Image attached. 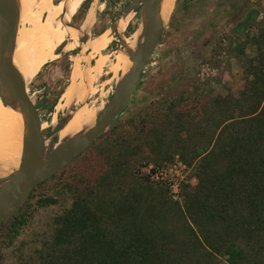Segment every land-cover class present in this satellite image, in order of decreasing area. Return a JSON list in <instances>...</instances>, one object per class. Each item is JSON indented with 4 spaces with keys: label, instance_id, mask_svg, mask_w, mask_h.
<instances>
[{
    "label": "trees",
    "instance_id": "16d2710c",
    "mask_svg": "<svg viewBox=\"0 0 264 264\" xmlns=\"http://www.w3.org/2000/svg\"><path fill=\"white\" fill-rule=\"evenodd\" d=\"M248 45L255 54L242 61V89L206 96L195 112L182 108L181 97L156 102V118L139 113L126 131L110 125L78 156L87 160L84 154L102 149L101 141L113 151L91 186L75 187L96 194L92 202L84 192L68 205L44 192L32 201L57 173L38 184L19 211L0 222V264H264V13L235 43L237 54ZM148 124L145 146L154 164L177 155L193 167L196 183L180 182L182 203L163 186L112 191L130 172ZM66 189L63 184L54 193ZM38 209L43 222L32 218Z\"/></svg>",
    "mask_w": 264,
    "mask_h": 264
},
{
    "label": "rangeland",
    "instance_id": "374dc122",
    "mask_svg": "<svg viewBox=\"0 0 264 264\" xmlns=\"http://www.w3.org/2000/svg\"><path fill=\"white\" fill-rule=\"evenodd\" d=\"M61 1L63 0H52L54 5ZM129 1L90 0L87 9L76 8L71 11L74 14L70 23L79 27L85 21L88 9L92 7L94 21L90 26L91 28L85 30L86 32H80L78 46L70 50L66 49V52L63 51L62 46L67 45V38L64 44L54 51V55L58 57L53 56L54 58L46 61L36 77L26 85L27 94L40 115L42 135L45 138L49 137L54 124L59 123L62 118L66 117L69 110H73L75 107L87 105L95 120L97 111L104 106L111 96L115 82L123 72L120 70L115 72L110 67L115 61L114 55L124 50L122 42H126L125 38L141 26L139 12L131 11L125 18L119 20L121 26L118 27V31L124 38L122 42L114 37L110 31L112 41L105 49H101L100 54V43L95 44L89 52L81 53L80 51L86 47L87 42L95 41L104 35L103 31L106 28L109 29L117 12L125 7ZM63 2H65L63 5H71L70 0ZM168 8H171L170 5ZM263 13L264 0H175L172 12L166 19L164 31L139 77L130 101L110 125L119 126L123 131L129 130L131 128L127 122L132 118L138 120L137 115L139 113H146L145 119L151 121L156 118V110H154L156 102L162 103L181 97L184 100L181 103L182 108L186 110L191 108V112H195L196 110H192L194 106L202 104L206 96L214 98L242 89L245 82L242 73V61L246 56L254 55L255 48L248 45L244 49V54L239 55L235 43L244 39L249 28L260 22ZM248 18H251V21H247ZM44 19V16L40 18L41 21ZM128 19L130 20L126 24ZM66 23H68L67 19ZM54 24L55 21L49 27L52 35L56 33ZM24 25H26L25 28L28 33H31L34 27L29 23H24ZM123 25L125 26L124 29ZM236 28L241 29L235 32ZM73 30L75 28L70 27V32ZM85 33L88 40L86 43H81L79 37ZM52 39L54 42V37ZM99 55L107 56L108 60H106L99 74H96L92 72V65L99 62ZM76 61L80 70L79 77L82 72H90L88 78L90 77V83H92L90 84L91 91L84 96L83 100L75 101L74 98L70 105L61 108L62 106L57 103L63 93V102L65 101L64 97L71 85L69 83ZM73 83L79 84V81L75 79ZM194 96L198 98V102L195 101ZM53 101H55L54 105L50 109V104ZM16 108H18L17 123L24 134L23 114L18 105ZM150 126L151 124H148L145 131L140 134L142 135L141 143L143 146L138 155L130 159L132 162L129 166L130 172L116 179L112 191L122 192L129 188L146 190L149 186H163L166 187L170 199L182 203L181 197L179 199L171 197L169 185L161 180H152L147 174L148 171L161 166L154 164V160L150 158L153 155L145 146L150 139L148 131ZM101 142L102 149L93 146L84 154L88 157L87 160L81 156L75 158L57 172L55 178L38 187L32 201H36L43 192L62 200L66 205L75 198L76 194L83 192V196L91 202L92 199L97 198L96 194L87 195L86 190L80 188L76 191L75 187L77 185H85L86 188L91 186L95 174L100 169L107 168L111 163L113 151L107 144ZM178 160V156L175 155L167 164L170 165ZM180 173L182 175L179 176L181 181L186 180L191 185L196 183L195 178H193L192 166L185 168L180 166ZM63 184H67L68 189L55 194L54 192ZM97 194L99 195V192ZM100 194H102L101 191ZM32 218L43 222L45 221V214L39 209L34 210Z\"/></svg>",
    "mask_w": 264,
    "mask_h": 264
},
{
    "label": "water",
    "instance_id": "95a60500",
    "mask_svg": "<svg viewBox=\"0 0 264 264\" xmlns=\"http://www.w3.org/2000/svg\"><path fill=\"white\" fill-rule=\"evenodd\" d=\"M160 3L161 0H130L117 12L109 29L122 42L124 38L118 31L119 20L131 11L140 10L141 26L133 47L122 42L124 50L121 52L126 54L131 65L115 82L111 96L97 111L93 125L75 136L59 139L58 132L79 106L69 110L66 117L53 127L49 137L42 135L38 110L12 62L19 24L18 0H0V100L4 106L14 109L19 106L25 126L18 167L12 175L0 177V222L15 215L38 184L59 172L91 146L130 101L165 28L166 21L160 16ZM64 24L79 29L70 22ZM79 40L86 43L87 34Z\"/></svg>",
    "mask_w": 264,
    "mask_h": 264
},
{
    "label": "bare ground",
    "instance_id": "6f19581e",
    "mask_svg": "<svg viewBox=\"0 0 264 264\" xmlns=\"http://www.w3.org/2000/svg\"><path fill=\"white\" fill-rule=\"evenodd\" d=\"M63 1L54 5L52 0H18L19 24L12 62L22 80L25 82V86L36 77L46 61L54 58L53 56L58 57L54 55V51L63 45L67 38V45L63 47V51L67 52V50L78 46L77 42L80 32L87 30L94 21V10L90 7L84 23L79 26V29L70 32V26L66 27L64 22H66V19L68 23L71 21L74 14L71 11L79 8L84 0H70L71 5H63L65 4ZM174 4L175 0H161L160 16L164 21H166L172 12ZM169 5L171 8H168ZM42 16H44L45 19L41 21L40 18ZM53 21H55L54 26L56 29L54 42L49 30ZM128 21L129 19L126 24ZM24 23H29L34 27L31 33H28ZM119 26H121V24L118 22V27ZM137 34L138 30L126 38V44L128 46L133 47ZM111 41L112 37L108 29L101 38L92 42H87L86 47L80 52H89L95 44L100 43V54L101 49H105ZM114 58L115 61L110 68L115 72L119 70L125 72L131 65L126 54L122 52L116 53ZM106 60H108L107 56H100L99 62L92 65V72L99 74ZM79 74L80 70L76 61L71 74V82L69 83V85H71H68L69 87L67 86L69 90L64 97L65 101L63 102V93L60 101L57 103L62 106L61 108L70 105L74 98L75 101L83 100L84 96L91 91L90 84L92 83H90V77L88 78L90 72H82L80 77ZM75 79L79 81V84L73 83ZM17 109L18 108L14 109L10 106H4L0 100V177L12 175L17 169L20 160L24 134L21 132L17 123ZM93 123L94 117L90 108L87 105L79 106L72 114L71 118L64 124L60 132H58V137L59 139H63L68 136H75L90 128Z\"/></svg>",
    "mask_w": 264,
    "mask_h": 264
},
{
    "label": "built area",
    "instance_id": "2783aa9c",
    "mask_svg": "<svg viewBox=\"0 0 264 264\" xmlns=\"http://www.w3.org/2000/svg\"><path fill=\"white\" fill-rule=\"evenodd\" d=\"M180 166L182 168L186 167L185 164L178 160L177 162H173L170 165L166 164L154 170H152L151 167L152 171H148L147 174H149L152 180H161L163 183L169 185V192L171 197L179 199L181 181V178H179V176H182L181 173L179 174Z\"/></svg>",
    "mask_w": 264,
    "mask_h": 264
},
{
    "label": "flooded vegetation",
    "instance_id": "af4514ba",
    "mask_svg": "<svg viewBox=\"0 0 264 264\" xmlns=\"http://www.w3.org/2000/svg\"><path fill=\"white\" fill-rule=\"evenodd\" d=\"M87 8H88V7H87ZM87 12H88V11H87ZM138 12H139V14H140V10H138ZM86 15H87V14H86ZM83 23H84V22H83ZM83 23H82V24H83ZM82 24H81V25H82ZM106 29H107V28H106ZM106 29H105V30H106ZM105 30H104V31H105ZM104 31H103V32H104ZM51 34H52V33H51ZM54 36H55V35H52V37H54ZM63 46H64V45H63ZM63 46H62V48H63ZM75 58H77V55H75ZM76 158H77V157H76ZM73 160H74V159H73ZM71 162H72V161H71Z\"/></svg>",
    "mask_w": 264,
    "mask_h": 264
},
{
    "label": "crops",
    "instance_id": "0c3cea01",
    "mask_svg": "<svg viewBox=\"0 0 264 264\" xmlns=\"http://www.w3.org/2000/svg\"><path fill=\"white\" fill-rule=\"evenodd\" d=\"M129 20H130V19H129ZM124 28H125V26H123V29H124ZM123 29H122V30H123ZM107 30H108V28L106 29V31H107ZM122 30H121V31H122ZM106 31H105V32H103V34H105V33H106ZM130 36H131V35H130ZM101 37H102V36H101ZM126 38H128V37H126ZM126 38H125V39H126ZM99 58H100V57H99ZM99 58H98V60H99Z\"/></svg>",
    "mask_w": 264,
    "mask_h": 264
}]
</instances>
